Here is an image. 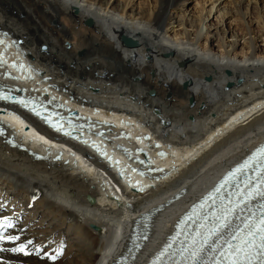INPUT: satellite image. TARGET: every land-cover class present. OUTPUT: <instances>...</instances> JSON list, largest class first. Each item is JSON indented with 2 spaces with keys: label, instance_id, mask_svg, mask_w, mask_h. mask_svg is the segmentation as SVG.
Segmentation results:
<instances>
[{
  "label": "bare ground",
  "instance_id": "obj_1",
  "mask_svg": "<svg viewBox=\"0 0 264 264\" xmlns=\"http://www.w3.org/2000/svg\"><path fill=\"white\" fill-rule=\"evenodd\" d=\"M210 1L209 8L202 3L199 13L190 16L179 8L184 0H145L138 8L134 0H0V26L23 46V61L28 59L50 78L43 85L54 83L77 102L117 112L94 114L101 127L109 129L105 135L111 137L123 129L129 137L119 141L130 148L128 156L134 154V147H141L148 151L154 167H165L147 178L132 172L127 179L130 169H118L126 159L110 151L105 140L98 147H104L110 160L77 139L64 142L78 154L58 146L62 159L54 162L51 156L35 159L0 137V196L14 199L8 205L0 201V207L11 206L16 215L33 216L20 224L14 213L0 214V221L11 223L0 229L4 237L0 239V264H62L55 258L57 253L42 249L50 234H58L54 248L58 254L68 239L69 252L86 250L79 251L80 264H115L121 254L133 251V225L152 213L154 227L146 241L150 245L134 261L141 264L160 238L155 226L161 222L167 227L178 207L191 202L221 167L261 141L264 47L258 41H264V3L230 0L235 7L232 11L223 9L220 0ZM253 13L257 32L248 19ZM216 14L220 25L237 14L249 20L248 26L231 34L209 24L210 16ZM176 21L179 29L172 37L169 32ZM126 40L139 44L127 46ZM215 40L222 41L223 50H215ZM241 40L247 50L239 59L233 52ZM258 111L263 112L239 124ZM109 122L113 126L107 127ZM16 126L17 140L33 152L43 154L45 146L55 147L17 119ZM145 133L150 134V141L135 138ZM154 141H158L157 148L152 147ZM158 150L166 155H157ZM189 157L194 158L185 164ZM119 173L120 194L108 185ZM36 217H41L46 229L34 225ZM32 222L34 227L26 230ZM99 244H103L100 251ZM21 245L23 250H19Z\"/></svg>",
  "mask_w": 264,
  "mask_h": 264
},
{
  "label": "rangeland",
  "instance_id": "obj_2",
  "mask_svg": "<svg viewBox=\"0 0 264 264\" xmlns=\"http://www.w3.org/2000/svg\"><path fill=\"white\" fill-rule=\"evenodd\" d=\"M145 0H134V5H135V7L136 8H138L139 7V4H141L142 2H144ZM200 1V2H199ZM206 0H184V2H183V4H182V6H180L179 8H180V10H182L183 12H184V10H187L188 11V13H189V15L190 16H193V15H196V14H198L199 13V11L201 10V7H202V3H203V5L206 7V8H209L210 6H211V1L209 0V4H208V0L205 2ZM214 1H217V0H214ZM205 2V3H204ZM222 2V4H221V6H222V8L223 9H226V10H232V11H234L235 10V7H234V4H233V2L231 3V1L230 0H220L219 1V3H221ZM260 3H264V0H260L259 1ZM225 6H228V9H227V7H225ZM230 6V7H229ZM182 8V9H181ZM232 8V9H231ZM246 10V9H245ZM244 10V11H245ZM262 14H264V13H262ZM256 16V15H255ZM255 16H254V13H253V15L251 16L250 15V17L248 18L249 20H251L250 21V26H251V28H253L256 32L259 30V27H258V24L256 23L257 21H256V18H255ZM211 18L209 19L210 20V22H209V24L210 25H212V26H219L221 29L223 28V29H228L229 30V32H231V34H233V33H238L241 29H243V28H245L246 26H248L247 24H246V20L249 22V20L248 19H245V20H242L241 19V17L238 15L237 16V14H236V17H234V16H232V17H226V22L223 24L222 23V25H220V23H219V21H218V16H217V14L213 17V16H210ZM238 17V18H237ZM252 18V19H251ZM174 21V20H173ZM177 22V23H176ZM175 23H173L171 26H173V27H171L170 28V35L173 37L174 36V34H175V32H176V30H177V25L179 24V21H176ZM179 29V28H178ZM228 36V35H227ZM227 40H230V39H227ZM222 42V41H221ZM221 42L220 43H218V41H214L213 42V44H214V48H215V50L216 51H221V50H223L224 49V47H222L221 46ZM258 43L260 44V45H262L261 47H264V41L263 40H259L258 41ZM69 45V43L67 42V44H66V46H68ZM41 48H43V47H41ZM42 50V49H41ZM246 47L244 46V44H243V40H241V45L240 46H238L236 49H235V51L233 52V54H235V53H237L238 54V58L239 59H241L243 56H244V54H245V52H246ZM262 56H264V55H262ZM240 82H242L241 80H240ZM261 83L263 84V81L262 82H260V85H261ZM132 99V98H131ZM263 111H258V112H252L251 114L252 115H250L248 118L247 117H245L239 124H241L242 122H244V121H246V120H248L251 116H255V115H258V114H261ZM241 119V118H240ZM239 124L238 125H234V126H232V128H235V127H237V126H239ZM193 151V150H192ZM186 157V156H185ZM185 157H184V159H185ZM194 158V157H193ZM193 158H188L187 160H186V162H185V164H187V163H191L192 162V160H193ZM181 162V161H180ZM176 172V171H175ZM177 172H178V170H177ZM12 197L13 196H8L7 198H5V195H3V194H1V196H0V201H2L3 200V203L4 204H9V201H4V199L5 200H8V199H10V202L12 201V200H14V199H12ZM14 210H12L11 209V206H9L8 208H7V206H5V207H3L2 209H0V214H9V213H14L13 212ZM22 213V214H21ZM20 213V215H16L15 213V215H16V218H19V221L21 222L20 224H25L26 223V221L28 220L27 218H31V216H32V213H30V214H25L24 212H21ZM20 216H21V218H20ZM33 217V216H32ZM16 222H17V220H16ZM34 225L36 224H38L37 226H40L41 225V217H36L35 219H34ZM33 222H32V224H30V223H27V224H29V225H26V230H28L27 228L28 227H30V228H33L34 227V225H33ZM43 225L45 224V222H43L42 223ZM28 226V227H27ZM33 226V227H32ZM57 227H60V225L58 224V226ZM90 228H92V229H94L93 228V226H91ZM38 229H41V230H44V229H46V227H44V226H42L41 225V227H38ZM63 230H64V232H66L67 233V231L69 230V228H68V225H65L64 227H63ZM29 231V230H28ZM70 232H72V229H70ZM57 235L58 234H55V235H51L50 234V236H49V238L47 239V241H46V243L43 245V248L42 249H44V250H47V252H50V253H57V256H59V257H55L56 258V260L57 261H62V264H73L71 261L72 260H74V261H76V260H78V264H80L81 263V255H79L80 253H79V251H81V252H85L86 250L83 248V249H81V248H73L70 252L68 251L69 250V248H70V245H68V243L70 242V240H66V241H64V244H63V247H60L61 248V251L59 252V254H58V250H54V248H55V246H56V242H57V240H56V238H58L57 237ZM34 237H35V235H33ZM34 237H32V241H35V239H34ZM73 237H74V239L75 240H77L78 238H76L77 237V234H73ZM71 239V238H70ZM35 242H37V241H35ZM150 245V244H149ZM59 247V246H58ZM98 247V249L97 250H101V248L103 247V244H99V246H97ZM147 248V247H146ZM145 248V249H146ZM41 249V250H42ZM41 250H39V251H37V252H40ZM99 251H97V252H99ZM43 251H41L40 253H42ZM143 253V252H142ZM141 254V253H140ZM140 257V256H139ZM138 258V257H137ZM146 258V257H145ZM77 262H75V264H76ZM11 264V263H10Z\"/></svg>",
  "mask_w": 264,
  "mask_h": 264
},
{
  "label": "snow or ice",
  "instance_id": "obj_3",
  "mask_svg": "<svg viewBox=\"0 0 264 264\" xmlns=\"http://www.w3.org/2000/svg\"><path fill=\"white\" fill-rule=\"evenodd\" d=\"M0 98L7 99V97ZM21 103L23 102L21 101ZM261 151L264 153V149ZM259 194L264 195V193ZM5 221H8V218H5ZM4 227H11V223L0 221V228ZM0 239H4V237L0 236ZM9 239L15 240L18 239V237H9ZM232 239L237 240L238 243L231 244L229 242V248L221 252V256L231 260L232 264H236V259H239L240 254H243V257L249 261L254 258H259L261 259V264H264V216H262L256 224L248 228L247 234H233ZM23 248L24 245H21L19 250H23ZM200 251L201 249L199 248L194 249L191 252V258L195 260ZM233 257H235V259H233Z\"/></svg>",
  "mask_w": 264,
  "mask_h": 264
},
{
  "label": "water",
  "instance_id": "obj_4",
  "mask_svg": "<svg viewBox=\"0 0 264 264\" xmlns=\"http://www.w3.org/2000/svg\"><path fill=\"white\" fill-rule=\"evenodd\" d=\"M125 44L127 45V46H129V45H131V46H137L139 43H134V44H132V43H129L127 40L125 41ZM192 104H193V102H192ZM148 160V159H147ZM149 163L147 164V165H151V163H150V161H148ZM156 171H155V169L154 170H151L150 171V173H155Z\"/></svg>",
  "mask_w": 264,
  "mask_h": 264
}]
</instances>
